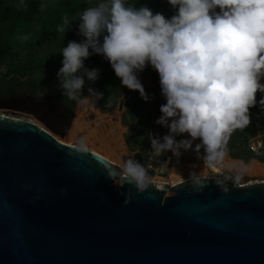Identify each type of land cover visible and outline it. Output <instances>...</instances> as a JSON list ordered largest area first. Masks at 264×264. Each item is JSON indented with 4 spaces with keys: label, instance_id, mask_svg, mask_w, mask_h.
<instances>
[{
    "label": "water",
    "instance_id": "water-1",
    "mask_svg": "<svg viewBox=\"0 0 264 264\" xmlns=\"http://www.w3.org/2000/svg\"><path fill=\"white\" fill-rule=\"evenodd\" d=\"M26 103L36 122L0 114V264H264V179L139 192L118 165L61 141L57 96L0 97L11 111Z\"/></svg>",
    "mask_w": 264,
    "mask_h": 264
},
{
    "label": "clouds",
    "instance_id": "clouds-1",
    "mask_svg": "<svg viewBox=\"0 0 264 264\" xmlns=\"http://www.w3.org/2000/svg\"><path fill=\"white\" fill-rule=\"evenodd\" d=\"M168 2L176 9L170 19L146 6H126L124 0H103L86 8L78 17V34L85 39L69 41L60 51L59 88L65 98L78 102L86 79L94 83L100 72L86 68L84 61L100 54L122 85L147 101L138 73L150 64L166 100L156 124L169 129L162 138L150 135L152 153L170 151L179 158L181 149L193 150L197 159L215 166L224 160L231 134L251 123L249 110L257 104V92L264 93V0ZM69 27L65 16L58 31L65 34ZM88 92L86 98H103L91 87ZM259 105L264 110V98ZM183 134L189 138L175 139ZM77 150L87 152L83 141ZM116 175L122 185L133 184L139 192L150 184L147 169L134 157ZM108 176L111 179L112 173ZM189 177L193 185H201L195 172Z\"/></svg>",
    "mask_w": 264,
    "mask_h": 264
},
{
    "label": "trees",
    "instance_id": "trees-1",
    "mask_svg": "<svg viewBox=\"0 0 264 264\" xmlns=\"http://www.w3.org/2000/svg\"><path fill=\"white\" fill-rule=\"evenodd\" d=\"M100 2L103 0H0V95L8 96L11 92H15L12 90L27 86L37 90L48 85L59 87L57 72L62 67L63 60L60 51L69 41L79 43L85 39L78 34L80 23L78 17L86 8L97 6ZM124 2L126 6L136 8L146 6L154 14L161 13L168 19L176 12L168 0H124ZM41 4L45 5L43 9L40 8ZM65 16L70 20V27L64 34L58 31V27L63 25ZM75 18L77 19L71 21ZM25 36L27 39H23ZM100 39L102 42V37ZM84 65L88 69H99L100 72L94 83L85 78L86 83L79 100L89 93V87L103 93V98L97 100V103L99 111L105 114L111 112L118 105L119 99L124 97L123 124L135 125V129H131L129 133V143L134 135L137 137L144 135V138L136 144L137 147L143 148L147 145L149 126L157 128V131L162 129L161 125L156 124L161 114L160 107L157 110V106L161 104L156 98L161 91L158 73L150 64L140 72L154 82L149 89L143 86L150 97L145 101L138 91L127 90L122 85L120 78L115 75L110 63L102 55H90L84 61ZM261 98H264V93L257 92V104L249 110L251 120L249 126L235 130L228 139L225 152L233 159L244 162L257 159L264 163V110H261L259 105ZM76 102L72 101L71 104L74 105ZM150 106H153L156 112L153 121H151ZM141 123L144 125L139 127ZM158 136L161 137V134L158 133ZM252 137H259L263 143L262 149L258 152H252L248 148V141ZM138 161L144 164L146 159ZM118 166L122 167L120 164Z\"/></svg>",
    "mask_w": 264,
    "mask_h": 264
},
{
    "label": "crops",
    "instance_id": "crops-1",
    "mask_svg": "<svg viewBox=\"0 0 264 264\" xmlns=\"http://www.w3.org/2000/svg\"><path fill=\"white\" fill-rule=\"evenodd\" d=\"M138 78L145 88L149 89L154 84L153 80L150 77L146 76L144 73H139ZM260 83L264 84V77L261 78ZM126 89L129 90L127 87ZM86 96L90 97V93L86 94L83 99L78 100V102L75 103V106H71V111L73 113L70 115V117H67V119H69L70 121V125L68 126L62 140L64 139V137L74 138L77 135H80L78 133L74 137L70 136L71 132H75V129H79L82 131L81 134L83 133L89 136L88 140L91 143V147H89L88 150H95L105 158L114 160V162L119 163L121 166L128 158L134 157V159L137 161L139 159H146L147 161L152 158V148L149 137L150 135L158 136V133H160V138H162L164 135H166L165 131H167V127L162 126V129L160 131H157V128H152L149 126L148 139H146L147 145H144L143 148L137 147L136 144L139 143L141 138H144V135L137 137L133 133V140L129 143L130 139L128 140V135L131 132V129H135V125L130 124V126H127L123 124V112L125 110V106H123V110L121 112L116 110L118 107L117 105L111 112L104 114L99 111L97 100L94 97H91L93 106H79L82 101L88 99L86 98ZM121 98H123L124 100V97ZM156 98L157 102H159L161 105L166 103L165 98L161 95V91L157 94ZM159 107L160 106H157V110ZM150 108H152L150 116L152 119L151 121H153L156 112L153 106H150ZM31 115V120L33 118L36 119L34 115ZM101 117L103 118L101 119ZM115 125L118 127V129L114 133L113 126ZM139 125V127H142L141 125L144 124L141 123ZM100 131L101 133H98ZM176 137H179V140H181L186 139L188 135L183 134ZM251 139L261 140L259 137H252L249 139V141ZM92 145L95 147H93ZM180 151L182 154L179 157V160H177V157L173 156V154L168 151L162 154V156L160 155L156 158H152V162L156 165L166 164L167 170L169 172L180 173L186 179H190L189 175L191 172H195L199 176V178L205 177L207 170L203 164V160L197 159V154L186 157L183 153V149H181ZM201 155H203V149H201ZM222 162L224 163L226 170L233 177L231 184H237L235 181L237 177L255 178L259 180L264 179V163L257 159H252L250 162H244L242 160L233 159L228 153H226L225 158Z\"/></svg>",
    "mask_w": 264,
    "mask_h": 264
},
{
    "label": "built area",
    "instance_id": "built-area-1",
    "mask_svg": "<svg viewBox=\"0 0 264 264\" xmlns=\"http://www.w3.org/2000/svg\"><path fill=\"white\" fill-rule=\"evenodd\" d=\"M12 118H17V117H12ZM27 121H32V120H27ZM262 147H263V143L261 140L251 139L250 141H248V148L252 152H258L259 150L262 149ZM151 157L156 158L158 156L154 155L151 152ZM152 158L145 161V163L143 164L145 168L147 169L148 176L150 177V184H153V185L164 184V185H168L169 187H173L175 185L180 184L184 180H186V178L180 173L168 172V174H166L165 173L167 170L166 164L156 165L152 162ZM203 164L207 170L205 177L217 178L227 184H231L233 177L226 170L223 162H220L219 164L215 166H208L204 162Z\"/></svg>",
    "mask_w": 264,
    "mask_h": 264
},
{
    "label": "flooded vegetation",
    "instance_id": "flooded-vegetation-1",
    "mask_svg": "<svg viewBox=\"0 0 264 264\" xmlns=\"http://www.w3.org/2000/svg\"><path fill=\"white\" fill-rule=\"evenodd\" d=\"M20 90V91H19ZM15 89V90H12V91H15V92H11L10 94L11 95H18V94H14V93H19L21 96L23 97H35L37 101H45V98L47 96H54V97H58L59 98V104L61 105V108L64 110V117L67 119V117H70L71 113H70V110H71V106H75L72 105V100H69L67 98H65L63 95H62V89H60L59 87L57 88H54V86H47L45 88H41L39 90L37 89H33L31 87H28V88H23V89ZM8 92V93H9ZM0 97H3L0 95ZM79 106H93V104L90 105V102L88 101L87 103H80ZM22 108V111L23 112H26L27 114H34L37 110V106H35V103H31V104H22L21 106ZM0 110H5L6 113H1V115H5L6 117H16V114L15 112L16 111H11V110H8L6 108H3L2 106H0ZM4 112V111H2ZM34 116H38V115H34ZM106 121H109V120H106ZM75 134L77 135L78 133L81 135V130L79 129H75ZM89 137V136H88Z\"/></svg>",
    "mask_w": 264,
    "mask_h": 264
},
{
    "label": "rangeland",
    "instance_id": "rangeland-1",
    "mask_svg": "<svg viewBox=\"0 0 264 264\" xmlns=\"http://www.w3.org/2000/svg\"><path fill=\"white\" fill-rule=\"evenodd\" d=\"M26 88H28V86L26 87ZM20 91V90H19ZM14 94H18L20 97H22L19 93H14ZM87 97V96H86ZM91 102L92 104H93V102H92V100H91V98H88V99H86V100H84V101H82L81 103H87V102ZM2 111H4V112H2ZM0 112L1 113H6L5 112V110H0ZM15 114H16V117L17 118H19V119H21V120H31V117H30V115L31 114H27L26 112H23V111H16L15 112ZM32 116V115H31ZM33 120V122H36L37 120L35 119V118H33L32 119ZM117 129H118V127L115 125V126H113V131H114V133L117 131ZM154 134V133H153ZM165 134L167 135V131H165ZM76 134H75V132H71L70 133V136L71 137H74ZM154 136V135H153ZM129 135H128V140H129ZM186 138H189V137H186ZM176 140L178 141L179 140V137H176ZM61 141H63V142H65V143H68V144H72V145H75V146H78L79 145V143L81 142V141H83V143L85 144V146L87 147V150H88V148L89 147H91L90 145H91V143H90V141L88 140V136H87V134H81V135H77L76 137H74V138H69V137H64V139L63 140H61ZM195 143H199V140H197V141H195L194 142V144H193V148L195 147ZM93 146V145H92ZM93 147H95V146H93ZM183 153H184V155L186 156V157H189V156H193V155H195L196 153L193 151V150H188V151H185V150H183ZM104 157V156H103ZM111 162H113L114 164H116V165H119V163H117V162H114V160H111ZM121 166V165H120ZM168 170H166V174H168ZM235 181H236V179H235Z\"/></svg>",
    "mask_w": 264,
    "mask_h": 264
},
{
    "label": "bare ground",
    "instance_id": "bare-ground-1",
    "mask_svg": "<svg viewBox=\"0 0 264 264\" xmlns=\"http://www.w3.org/2000/svg\"><path fill=\"white\" fill-rule=\"evenodd\" d=\"M98 133H101V131L100 132H98ZM91 151V150H90ZM92 152H95L94 150L92 151ZM96 153V152H95ZM105 158V157H104ZM108 162H111V160H109V159H107V158H105ZM112 164H114L113 162H111ZM169 177V176H168Z\"/></svg>",
    "mask_w": 264,
    "mask_h": 264
}]
</instances>
